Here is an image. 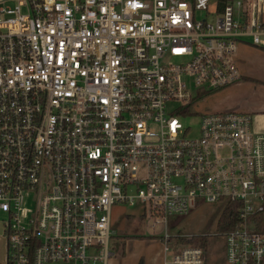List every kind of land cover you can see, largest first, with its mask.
<instances>
[{"label": "built area", "instance_id": "2783aa9c", "mask_svg": "<svg viewBox=\"0 0 264 264\" xmlns=\"http://www.w3.org/2000/svg\"><path fill=\"white\" fill-rule=\"evenodd\" d=\"M262 3L0 0L5 264H109L118 207L149 220L162 264H209L168 230L203 202L236 211L225 263L263 264L264 136L240 112L194 138L180 122L241 81L240 45L264 51Z\"/></svg>", "mask_w": 264, "mask_h": 264}, {"label": "rangeland", "instance_id": "374dc122", "mask_svg": "<svg viewBox=\"0 0 264 264\" xmlns=\"http://www.w3.org/2000/svg\"><path fill=\"white\" fill-rule=\"evenodd\" d=\"M214 6L215 0H211ZM243 45H240L241 49ZM250 47V46H245ZM254 48V47H253ZM246 61H253L250 55H246ZM226 92H218L207 98L201 99L195 108L197 115L195 117L180 118V122L185 129L189 130L190 138L198 137L200 117L206 113L225 112L224 104L228 103L229 99L235 95L231 89ZM223 204L209 205L206 202L199 203L196 210H192L188 215H177L169 220L168 230L170 234H180L186 238H195L194 246L201 244V241L208 242L209 264H226L224 248L222 242L216 237L219 233L218 222L222 214ZM134 214L130 208H116L113 216L112 230L115 238L112 241L116 260L122 261L123 264H139L144 261V264H162V252L156 255L157 244L150 243L147 233H150L148 228L149 220H143L140 217H131ZM5 217L0 215V228L3 226ZM162 231H157L160 234ZM137 238L135 245L129 242L131 238ZM159 251V250H158ZM117 264H120L117 263Z\"/></svg>", "mask_w": 264, "mask_h": 264}, {"label": "crops", "instance_id": "0c3cea01", "mask_svg": "<svg viewBox=\"0 0 264 264\" xmlns=\"http://www.w3.org/2000/svg\"><path fill=\"white\" fill-rule=\"evenodd\" d=\"M218 1V0H215ZM262 12L264 20V0L262 3ZM238 49L237 60L242 79L236 85L229 87L231 92L235 93L228 103L224 104L226 111H234L250 114L253 120V130L256 134L264 136V51L253 47L241 46ZM246 55H250L253 61H246ZM227 88V89H229ZM225 89V90H227ZM225 90L220 91L226 92ZM3 226L0 228V264L6 263V242L3 236ZM115 238V235H114ZM132 245H135L136 239H129ZM151 244H157V256H163L162 244L160 241H151ZM159 250V251H158ZM109 264H123L121 260H113ZM151 264V263H150Z\"/></svg>", "mask_w": 264, "mask_h": 264}, {"label": "trees", "instance_id": "16d2710c", "mask_svg": "<svg viewBox=\"0 0 264 264\" xmlns=\"http://www.w3.org/2000/svg\"><path fill=\"white\" fill-rule=\"evenodd\" d=\"M236 211L234 210V207L231 205H228L223 208L222 214L220 216L219 222H218V230L219 232H225L228 230L233 229L234 224L236 222ZM254 226L256 230L262 234H264V212L257 215L253 219ZM141 238V237H134V239ZM133 239V238H132ZM184 243L187 244H195V238L192 239H186L183 240ZM201 245L204 246L206 250H208V242L207 241H201ZM139 264H144V261H140ZM264 264V262H263Z\"/></svg>", "mask_w": 264, "mask_h": 264}]
</instances>
